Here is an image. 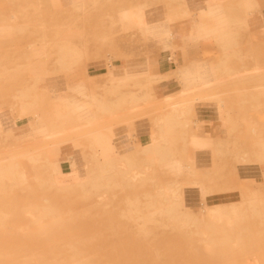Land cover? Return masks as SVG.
<instances>
[{
	"label": "rangeland",
	"instance_id": "obj_1",
	"mask_svg": "<svg viewBox=\"0 0 264 264\" xmlns=\"http://www.w3.org/2000/svg\"><path fill=\"white\" fill-rule=\"evenodd\" d=\"M57 4V0H50L49 16L27 17V9L32 13L36 2L0 0V264H264V47L245 50L247 57L261 64L245 69L232 65L233 70H244L245 79L241 87L227 86L224 97L227 106L236 110L240 128L235 139L215 154L224 159L219 171L230 175L225 181L227 190L235 189L239 169L246 170L244 174L255 168L253 174L260 171L263 188L257 194L241 192L240 201L230 210L208 206L200 176L178 177L158 165H164L165 160L150 161L156 165L143 160L145 170H139L137 161L121 162L104 175L94 170L91 180L85 182L77 175H62L66 166L75 169V163L59 164L55 149L72 143L85 155L87 138L63 136L43 142L26 130V126H38L40 137H46L48 126L64 127L49 133L48 137L54 138L65 135L73 123L71 115L61 121L56 117L55 97L38 99L28 85L29 78L36 75L57 76L59 66L46 65L47 72L37 64L57 56L56 47L44 56H38L36 46L30 48L33 59L26 64V25L49 19L51 46L59 36L75 38L73 18L52 15ZM242 6L251 11L256 1L242 0ZM81 57L79 61L86 58ZM80 67L82 64H76L62 70L71 79L67 82L75 81L74 72ZM86 107L73 108L76 120ZM23 113L27 122H17ZM107 115L104 109L97 118L104 120ZM121 124H130V120L105 125L110 127L104 130ZM18 131L23 137L15 136ZM95 140L97 144L105 139L98 135ZM192 142L197 147L209 146L208 139L194 137ZM124 163L129 173H139L136 181L124 172ZM181 163L176 162L178 169L193 171V161L190 166ZM194 187L201 193L192 204L189 194L198 192ZM100 194H105L103 200ZM212 207L228 213L233 222L229 226L222 221L210 222ZM28 211L37 216V222L26 214ZM201 228L215 241L212 252L203 245ZM175 237L177 245L173 246L171 238Z\"/></svg>",
	"mask_w": 264,
	"mask_h": 264
},
{
	"label": "crops",
	"instance_id": "obj_2",
	"mask_svg": "<svg viewBox=\"0 0 264 264\" xmlns=\"http://www.w3.org/2000/svg\"><path fill=\"white\" fill-rule=\"evenodd\" d=\"M26 1L37 5L32 13L27 9V17L50 15V0ZM255 1V8L248 11L242 0H57L58 9L52 15L73 18L75 38L59 36L51 46L49 19L27 24L26 64L33 59L30 48L36 46L38 56H44L56 47L57 56L37 64L47 72L46 65L59 66L57 76L36 75L28 85L38 99L55 97L56 117L61 121L71 115L73 123L65 135L54 138L49 133L64 127L46 126V137H40L38 126H26V130L43 142L63 136L88 139L85 155L72 143L55 149L59 164L75 163V169L66 166L62 175H77L86 182L94 170L104 175L121 162L137 161L139 170H145L143 160H165L164 165L149 164L163 166L178 177L200 176L206 205L230 210L240 201L241 192L253 196L263 188L260 171L253 174L255 168L245 174L239 169L235 189H225L230 175L219 171L224 159L215 155L235 139L240 128L236 110L227 106L224 97L227 86L241 87L245 79L244 70H233L232 65L245 69L261 64L245 53L264 47V0ZM82 55L86 58L79 61ZM76 64L82 67L75 70V81L67 82L71 79L62 70ZM85 104L81 119L76 120L73 108ZM104 109L108 115L98 120ZM10 115L14 117L11 110ZM125 119L130 124L104 130L110 127L105 125ZM22 134L18 131L15 136ZM98 135L105 140L96 144ZM194 137L208 139L209 146H195ZM177 161L185 166L193 161V171L178 169ZM196 189L197 193L189 194L192 204L201 193ZM177 240L171 238V245L176 246Z\"/></svg>",
	"mask_w": 264,
	"mask_h": 264
},
{
	"label": "bare ground",
	"instance_id": "obj_3",
	"mask_svg": "<svg viewBox=\"0 0 264 264\" xmlns=\"http://www.w3.org/2000/svg\"><path fill=\"white\" fill-rule=\"evenodd\" d=\"M0 30H2V29L0 28ZM25 114L26 113H23L21 116H19L17 118V122H22V123L27 122L28 119L25 117ZM4 165H6V164H4ZM124 172H126L127 174H129V178L132 181H136L139 178V176H140L137 171L136 172H133V173H129L128 170H127V167L125 165H124ZM174 196H175V201L178 204L179 203V196L177 194L174 195ZM98 197H99V199L103 200L105 198V194H100ZM233 213H235V210L234 209H233ZM26 214L30 218H32L35 222H37V220H36L37 216L32 211H28ZM203 220L204 219L202 218L201 219V222H203ZM209 221L210 222L222 221V222H224V224L226 226H229L233 222V218L228 213H225L224 211L220 210L218 207H212V208L209 209ZM201 227H203V225ZM200 230H201L200 233L203 235L201 237H204L203 238V245H204L205 249L208 252H212L213 249H214V247H215V241L212 239L211 236H209V234L207 232V229L201 228Z\"/></svg>",
	"mask_w": 264,
	"mask_h": 264
}]
</instances>
